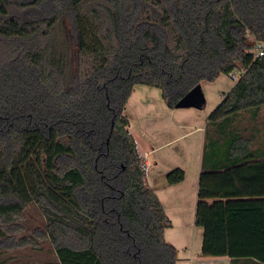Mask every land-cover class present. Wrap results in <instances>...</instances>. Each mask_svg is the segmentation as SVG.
Listing matches in <instances>:
<instances>
[{
    "label": "trees",
    "instance_id": "obj_1",
    "mask_svg": "<svg viewBox=\"0 0 264 264\" xmlns=\"http://www.w3.org/2000/svg\"><path fill=\"white\" fill-rule=\"evenodd\" d=\"M264 0H0V225L38 208L50 264H177L125 114L137 86L170 108L234 70L206 125L203 256L264 264ZM181 168L167 173L184 181ZM22 244H37L25 239ZM3 264V262H0Z\"/></svg>",
    "mask_w": 264,
    "mask_h": 264
},
{
    "label": "crops",
    "instance_id": "obj_2",
    "mask_svg": "<svg viewBox=\"0 0 264 264\" xmlns=\"http://www.w3.org/2000/svg\"><path fill=\"white\" fill-rule=\"evenodd\" d=\"M201 83L203 92L213 90L217 97L202 108H170L160 90L148 87L135 91L126 106L129 131L138 153L145 160L147 184L161 200L172 226L165 230L166 240L178 250L177 264H232L228 256H203V228L196 225L199 182L208 116L219 105L235 82ZM138 87V86H137ZM136 87V88H137ZM159 90V91H158ZM205 94V93H204ZM175 168L185 171L184 181L170 185L167 173Z\"/></svg>",
    "mask_w": 264,
    "mask_h": 264
},
{
    "label": "rangeland",
    "instance_id": "obj_3",
    "mask_svg": "<svg viewBox=\"0 0 264 264\" xmlns=\"http://www.w3.org/2000/svg\"><path fill=\"white\" fill-rule=\"evenodd\" d=\"M226 76L227 78L224 77L225 82H235L230 76ZM134 90H136L135 95L139 93V90H144L145 93L148 94L147 86H138ZM204 93L207 97L209 95L210 102L217 97V92L214 90ZM23 223L27 230L15 236V244L12 246L9 244L10 240L4 239L7 235L4 234L0 225V262H3V264H50L54 262L56 260V255L51 242L46 238L38 239L34 232V230H42L46 226V222L38 208L34 206L28 208L26 220ZM25 239H29L30 242L36 240L37 244H22Z\"/></svg>",
    "mask_w": 264,
    "mask_h": 264
},
{
    "label": "water",
    "instance_id": "obj_4",
    "mask_svg": "<svg viewBox=\"0 0 264 264\" xmlns=\"http://www.w3.org/2000/svg\"><path fill=\"white\" fill-rule=\"evenodd\" d=\"M206 104L202 86L198 85L188 92L177 104L176 108H202Z\"/></svg>",
    "mask_w": 264,
    "mask_h": 264
},
{
    "label": "built area",
    "instance_id": "obj_5",
    "mask_svg": "<svg viewBox=\"0 0 264 264\" xmlns=\"http://www.w3.org/2000/svg\"><path fill=\"white\" fill-rule=\"evenodd\" d=\"M254 50L257 56H264V42L257 41L254 46ZM242 72L238 70H234L229 76L234 80L237 81L239 76ZM144 169L147 171V166L145 164Z\"/></svg>",
    "mask_w": 264,
    "mask_h": 264
}]
</instances>
